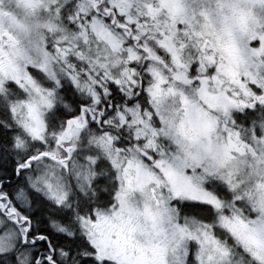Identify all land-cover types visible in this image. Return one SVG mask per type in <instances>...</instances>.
<instances>
[{"label":"snow or ice","instance_id":"6c2138e0","mask_svg":"<svg viewBox=\"0 0 264 264\" xmlns=\"http://www.w3.org/2000/svg\"><path fill=\"white\" fill-rule=\"evenodd\" d=\"M0 264H264V0H0Z\"/></svg>","mask_w":264,"mask_h":264}]
</instances>
